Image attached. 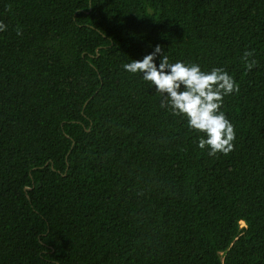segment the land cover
<instances>
[{
	"label": "trees",
	"instance_id": "1",
	"mask_svg": "<svg viewBox=\"0 0 264 264\" xmlns=\"http://www.w3.org/2000/svg\"><path fill=\"white\" fill-rule=\"evenodd\" d=\"M0 21V264H264V0H0ZM157 45L239 85L230 154L123 69Z\"/></svg>",
	"mask_w": 264,
	"mask_h": 264
},
{
	"label": "clouds",
	"instance_id": "2",
	"mask_svg": "<svg viewBox=\"0 0 264 264\" xmlns=\"http://www.w3.org/2000/svg\"><path fill=\"white\" fill-rule=\"evenodd\" d=\"M6 29L7 25L0 21V32ZM17 34H22L19 29ZM157 56L162 57L159 66L155 63ZM253 56L254 51H246L242 57L248 71L257 64ZM122 67L131 74L140 75L154 87L155 93L162 98L161 108L168 109L173 116L186 118L189 130L202 134L198 146L201 150L207 149L209 156L228 155L234 150V125L221 108L224 97L240 89L224 68L203 71L195 63H170L159 45L142 60H131Z\"/></svg>",
	"mask_w": 264,
	"mask_h": 264
},
{
	"label": "rangeland",
	"instance_id": "3",
	"mask_svg": "<svg viewBox=\"0 0 264 264\" xmlns=\"http://www.w3.org/2000/svg\"><path fill=\"white\" fill-rule=\"evenodd\" d=\"M242 225H244V223H242Z\"/></svg>",
	"mask_w": 264,
	"mask_h": 264
},
{
	"label": "water",
	"instance_id": "4",
	"mask_svg": "<svg viewBox=\"0 0 264 264\" xmlns=\"http://www.w3.org/2000/svg\"><path fill=\"white\" fill-rule=\"evenodd\" d=\"M48 164V163H47Z\"/></svg>",
	"mask_w": 264,
	"mask_h": 264
}]
</instances>
